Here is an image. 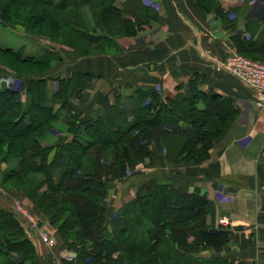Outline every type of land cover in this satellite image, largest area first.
Segmentation results:
<instances>
[{
  "label": "trees",
  "instance_id": "16d2710c",
  "mask_svg": "<svg viewBox=\"0 0 264 264\" xmlns=\"http://www.w3.org/2000/svg\"><path fill=\"white\" fill-rule=\"evenodd\" d=\"M194 1L202 12L222 20L238 53L264 62V41L238 34L235 20L229 19L219 0ZM34 2L55 13L34 15L36 24L50 23L69 37H81L95 54L106 53L118 38L134 36L139 26L157 20L156 14L138 5L134 19L126 18V2L120 5L118 0ZM83 9L95 23L93 33L85 32L83 21L79 25ZM67 10L72 18L65 14ZM0 22L12 24L1 16ZM259 56L263 58L259 60ZM1 57L19 66L0 61V67L25 80L26 86L24 94L9 88L0 90V153L5 151L0 163L6 164L1 184L8 189L12 188L10 184L18 185L14 189L56 227L67 248L76 252L74 264H110L105 261L113 258V262L122 264L125 254L139 264H230L217 257L193 256L207 249L220 253L230 241V231L207 229L211 201L201 195L180 193L167 182L148 180L143 190L118 210L120 229L110 232L106 227L108 184L125 177L137 164L151 162L154 146L167 149L170 144L175 162H206L213 142L238 114L230 97L201 90L196 78L187 82V93L177 89L172 97L161 98L153 90L137 92L133 118L128 121L116 105V125L111 126L102 111L81 117L69 108L70 99L95 79L93 74L77 72L68 78L57 77L53 79L55 89L49 85L48 73L61 57L54 52L24 57L21 50L0 47ZM24 65L40 72L23 71L20 68ZM60 113L72 120L67 129L71 140L44 144ZM179 124L189 127L191 134L173 130ZM166 211L174 215L164 218ZM194 233L200 234L201 243L190 242ZM0 254L8 264H38L34 246L16 216L2 208Z\"/></svg>",
  "mask_w": 264,
  "mask_h": 264
},
{
  "label": "crops",
  "instance_id": "0c3cea01",
  "mask_svg": "<svg viewBox=\"0 0 264 264\" xmlns=\"http://www.w3.org/2000/svg\"><path fill=\"white\" fill-rule=\"evenodd\" d=\"M125 3L128 19H134V8L146 7L157 20H150L137 35L115 40L112 52L86 57H68L60 77L73 73L93 74L95 79L80 94L70 99L69 108L90 116L102 111L111 126L116 125L113 108L126 113L130 121L138 104L137 92L155 91L161 98L172 97L177 89L187 93L186 84L197 79L201 90L213 91L232 99L237 118L216 142L210 159L200 165L167 166L163 155L155 163L147 160L143 168L118 183L108 184L106 227L113 232L121 227L118 210L133 200L146 181L169 183L180 193L201 195L211 201L206 228L230 231V241L220 253L207 249L193 255L207 259L217 257L230 264H264V111L260 109L251 88L233 75L215 71L211 59L222 61L234 52L230 35L215 14H206L194 0H138ZM222 10L235 20L236 32L246 39L264 41V0H219ZM58 72V73H59ZM49 75V74H48ZM56 77V76H54ZM57 108V107H56ZM57 128H69L71 118L60 113ZM173 130L191 134L190 128ZM52 135V143H66L69 133ZM46 144V143H45ZM4 166L0 165V173ZM128 179V180H127ZM144 181L139 187L137 180ZM10 195L0 188V208L10 209ZM221 220L228 225L223 227ZM34 246L38 264H64L56 248L42 244L25 227ZM190 242H202L199 233Z\"/></svg>",
  "mask_w": 264,
  "mask_h": 264
},
{
  "label": "rangeland",
  "instance_id": "374dc122",
  "mask_svg": "<svg viewBox=\"0 0 264 264\" xmlns=\"http://www.w3.org/2000/svg\"><path fill=\"white\" fill-rule=\"evenodd\" d=\"M68 11V10H67ZM40 12H45L47 14H51L53 12L50 9H46L43 7H40L39 5H36L34 0H0V16L1 18H6L9 19L12 24H6L0 22V47L6 49H12L15 51H22V54L24 57H42L45 52L52 51L55 54L59 55L61 57V62L57 65L52 66V68L49 70V75L50 76V82L49 85L54 86L56 89L57 84L53 79L60 77V72L64 70L66 66H64V62L68 60V57H76V55H82V54H88L89 56L97 55L95 54L96 52L93 51L92 46H90L87 42H85L81 37L79 36H71L69 37V33H65L64 31H58L56 28H54L53 24L50 23H45L44 25L36 24L38 21L34 19V15L38 16L40 15ZM82 17L78 19L79 25L80 22L83 21L86 23V28L85 32L87 33H93V27H95V23L90 17L89 12L87 9H83ZM54 13V12H53ZM55 14V13H54ZM65 14L68 17L72 18L73 14H70L68 11ZM213 14V13H212ZM222 23V20H221ZM76 26V25H75ZM77 27V26H76ZM142 25L138 27V29H141ZM51 28V31L49 30ZM226 30V29H225ZM137 35V32L134 36ZM131 36V37H134ZM127 37V38H131ZM121 39V38H118ZM113 48L107 49V52H112ZM236 53L240 56L246 57L248 59H251L250 57L244 56L241 53H238L236 49H234V52H229L226 57H228L230 54ZM225 57V58H226ZM263 56H259V60H261ZM254 60V59H251ZM0 61L8 64L11 67L14 68H19L16 64L11 62L10 60H7L5 58H0ZM258 61V60H256ZM20 69L26 72H40V69H33L30 66H23ZM43 71V70H42ZM59 72V73H58ZM56 76V77H54ZM4 88H9L12 90H18V92L23 94L25 93V80L20 79L18 76L14 75L8 68L6 67H0V90ZM24 88V89H23ZM83 92V91H82ZM81 92V93H82ZM80 93V94H81ZM78 94V95H80ZM256 102V100H255ZM257 106L259 107L258 103L256 102ZM260 108V107H259ZM261 109V108H260ZM237 118V116H236ZM236 118L228 124L222 135L216 139L210 150H209V159L212 153L213 148L216 145V142L224 135V133L228 130V128L234 123ZM59 123V120L54 124L53 128H57V125ZM181 125V124H180ZM183 126V125H181ZM67 128L65 127H60L58 130H52L51 133L47 135L43 143L49 144L52 143L51 137L52 135H55L54 133L58 134H65L67 133ZM153 159L151 162L147 160L150 164L155 163L154 156L155 155H163L164 157V162L167 166H174V165H180V164H192V165H200V164H194L192 162H175L172 160V154L173 148H170V144H167V149L165 147L159 148L157 146L153 147ZM5 155V151H1L0 153V160L3 159ZM208 159V160H209ZM207 160V161H208ZM143 163L137 164L131 171L128 172L126 177H129L132 175V173H135L137 170H141L143 166H141ZM202 164V163H201ZM0 165L4 166L3 171L6 169V164L4 162H1ZM2 171V172H3ZM0 173V188L3 189L4 191L7 192V195H10V211L16 216L19 224L21 227H25L28 231H30L38 240L44 244L48 248H56L57 252V257L60 258V260L64 264H74L76 262L77 254L74 250L68 249L65 243L60 239V236L57 232V229L55 226L51 225L48 221V219L40 213L36 207L26 198L24 197L21 193H19L17 190L18 185L15 184H10V187L12 188H6V186H3L1 184V174ZM123 177V178H126ZM122 179V178H121ZM127 179V180H128ZM117 179L111 183H118ZM144 181H141L140 179L137 180V183L139 184V187H141V184ZM147 182V181H146ZM37 183V182H36ZM110 183V184H111ZM109 184V185H110ZM146 184V183H145ZM144 184V185H145ZM25 184L21 185V188H24ZM28 186V185H27ZM144 188V186H142ZM15 188V189H14ZM143 190V189H142ZM107 200V199H106ZM19 203L20 206L23 208V210L26 212L27 217H31L34 220L37 219V226L30 229L31 224L28 225L27 222L19 216L16 215L14 210L12 211L11 207L13 204ZM174 215V212L172 211H166L163 214L164 218H170L171 216ZM30 226V227H29ZM226 229V228H225ZM24 230V228H23ZM25 232V231H24ZM43 234H48V242L49 245H46L40 238V236ZM26 234V233H25ZM90 249V248H88ZM189 249V248H188ZM192 250V248H191ZM205 251V250H203ZM202 251V252H203ZM13 258H16V255H13ZM122 264H139L138 260L134 257H129L128 255H124ZM37 259V257H36ZM114 258L111 261H105L106 263L110 264H116V262H113ZM113 262V263H111ZM0 264H8L6 257L2 254H0Z\"/></svg>",
  "mask_w": 264,
  "mask_h": 264
},
{
  "label": "built area",
  "instance_id": "2783aa9c",
  "mask_svg": "<svg viewBox=\"0 0 264 264\" xmlns=\"http://www.w3.org/2000/svg\"><path fill=\"white\" fill-rule=\"evenodd\" d=\"M211 62L213 70L227 72L236 77L247 87L251 88L256 102L264 111V62L251 60L236 53L230 54L222 61L211 59ZM11 209L12 211L14 210L17 216L21 219L23 218L28 225L31 224V227L29 226L30 229L32 228L33 230V228L37 226V219L34 220L30 216L27 217L26 212L19 203L13 204ZM220 224L226 227L228 222L226 220H221ZM40 237L46 245H49L48 234L42 233Z\"/></svg>",
  "mask_w": 264,
  "mask_h": 264
}]
</instances>
